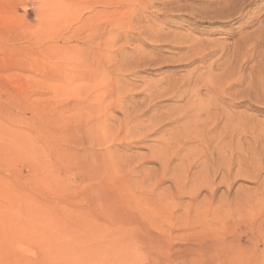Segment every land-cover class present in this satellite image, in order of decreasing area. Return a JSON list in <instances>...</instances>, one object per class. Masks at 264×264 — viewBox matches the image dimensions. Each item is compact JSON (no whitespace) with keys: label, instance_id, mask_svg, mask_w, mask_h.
Masks as SVG:
<instances>
[{"label":"rangeland","instance_id":"1","mask_svg":"<svg viewBox=\"0 0 264 264\" xmlns=\"http://www.w3.org/2000/svg\"><path fill=\"white\" fill-rule=\"evenodd\" d=\"M235 1L0 0V238L88 264L107 192L153 233L177 185L178 215L264 207V0Z\"/></svg>","mask_w":264,"mask_h":264},{"label":"bare ground","instance_id":"2","mask_svg":"<svg viewBox=\"0 0 264 264\" xmlns=\"http://www.w3.org/2000/svg\"><path fill=\"white\" fill-rule=\"evenodd\" d=\"M231 1L232 3L230 2V4L232 5L235 0ZM227 2L229 1H226V4ZM249 2L247 1L246 3L249 4ZM238 4L240 5V3ZM235 6L232 7L233 10H235ZM246 40L245 42H247ZM239 42L237 44H239ZM120 123L122 124V122ZM103 167L105 168L106 166L104 165ZM225 172L231 173L228 170H226ZM230 175L231 174H229V177ZM97 176L98 175L92 174V178L88 177L87 181L89 180V182L91 183L93 182L91 181V179ZM238 176L236 175V177ZM240 176H242V174H240ZM204 184L202 183L201 185ZM191 185L193 186L194 184ZM177 186L175 188L176 191L173 192L169 198H166L170 201L168 205L164 203V205L167 207L163 208L160 206V208L158 207L159 209H156L159 217L163 218V220L166 221L167 224L170 223L167 229H162V231H159V233H153L150 232L149 229H147L142 221V219L145 220V217L143 215L139 218L137 217V214L136 217L132 214V211H134V209H132V199L124 203V207L122 208L123 210H117L113 208V205L115 204L113 202H117L113 194H110L108 192L106 194L104 193L105 195L102 194V196L100 197H102L104 203L105 199L109 200L107 206L104 207H106L105 209L109 211L111 218L114 220L113 224L124 223V227L122 229L121 227L117 229V227L113 226L116 228V232L113 231L115 234L110 235L111 239L107 241L105 246H97V250L93 248L88 249L89 251L93 252L91 256L94 258L93 262H90L88 264H128L129 262H136L141 264H264V207H249L247 209L245 208V213L240 214L238 220L230 221V216H228L230 217L228 220L224 219L226 217L222 214L221 215L223 216V218L219 219L218 217H215L213 215L214 213H208V209L205 210L206 208L202 209L199 208L201 206L196 207L194 205L195 200L197 199V192H195L194 190H197L198 188H192V190L189 189V191L191 190L192 192L190 191V194L188 192L189 204L187 203L186 207H183L186 210H183L184 212L182 215H178L179 213L177 212L176 214L174 210L177 208V206H179V198L181 195V191L183 190L181 187L178 186V188ZM187 191L188 188L187 190L185 189L184 192H182L185 193L183 196L188 195ZM98 202L99 200L94 203L91 202L90 206L96 205ZM161 202H163V200ZM169 207L170 210L168 209ZM198 208L201 210H199ZM241 211L244 210L241 209L240 212ZM92 218H94V215L92 216ZM104 220L105 219H103V221ZM95 221L97 222V218L95 219ZM127 221L130 222L128 223ZM218 223L221 224V229L215 228ZM147 224L149 225L148 222ZM177 233L180 234L178 235ZM23 238L24 240L27 239L22 235L20 236V238L18 237V235L14 236L11 239L0 238V264H68V255L66 251L60 252L62 256L61 261L53 260L54 258H52V256L50 257V254L45 251V245H47L46 237L44 239L41 238L42 240L37 241V246H39V250L42 251L41 254H32V251L23 244ZM28 238L30 237L28 236ZM28 243L30 245L33 244V242L30 241ZM101 251L103 252L101 253Z\"/></svg>","mask_w":264,"mask_h":264}]
</instances>
